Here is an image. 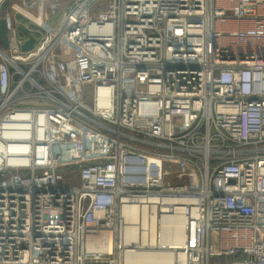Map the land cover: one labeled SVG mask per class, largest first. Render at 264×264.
Segmentation results:
<instances>
[{
  "label": "built area",
  "instance_id": "1",
  "mask_svg": "<svg viewBox=\"0 0 264 264\" xmlns=\"http://www.w3.org/2000/svg\"><path fill=\"white\" fill-rule=\"evenodd\" d=\"M37 4L43 47L0 49V264H264V0Z\"/></svg>",
  "mask_w": 264,
  "mask_h": 264
},
{
  "label": "crops",
  "instance_id": "2",
  "mask_svg": "<svg viewBox=\"0 0 264 264\" xmlns=\"http://www.w3.org/2000/svg\"><path fill=\"white\" fill-rule=\"evenodd\" d=\"M39 0H10L7 2L0 10V31L1 30V25H3V28L6 29V43L4 46L5 47H0V49L7 54H9V48H10V41H11V36L13 32L15 31L17 33V36L19 37L20 40L23 41V44L25 41L28 40L29 38V33L27 30L32 32L31 34L37 39V36L35 34V29L36 25L38 24L36 21L33 19L29 18V16H35L37 14V2ZM17 4L19 5L23 12H17L12 9V5ZM74 8L73 3L71 4H63L60 7L59 12L57 11L56 14L51 15L48 19H45L44 24H58L57 30L54 32H48L46 30V26H43V31L46 37V34L50 36V34L56 33L60 31L63 27L64 24L66 23L67 17L71 10ZM27 14V15H26ZM38 40V39H37ZM2 41V40H0ZM44 41L39 44L38 43L35 45V48L32 52L24 53L21 51L20 54L18 55H12L13 58H15L16 61H24V60H30L33 58L38 51L43 47Z\"/></svg>",
  "mask_w": 264,
  "mask_h": 264
},
{
  "label": "bare ground",
  "instance_id": "3",
  "mask_svg": "<svg viewBox=\"0 0 264 264\" xmlns=\"http://www.w3.org/2000/svg\"><path fill=\"white\" fill-rule=\"evenodd\" d=\"M144 226H146V218L144 217ZM135 222L132 223L135 226ZM133 232L134 227L131 228ZM182 227L180 223V219L178 218H169L164 222L162 231L160 234V240L163 245H168L173 248L178 249L181 246V242L183 241L182 235ZM182 258V255H181ZM128 262L130 263H138V264H171L172 263V255L165 253H155V252H141L135 256H128Z\"/></svg>",
  "mask_w": 264,
  "mask_h": 264
},
{
  "label": "water",
  "instance_id": "4",
  "mask_svg": "<svg viewBox=\"0 0 264 264\" xmlns=\"http://www.w3.org/2000/svg\"><path fill=\"white\" fill-rule=\"evenodd\" d=\"M27 32L29 33V38L21 47V51L24 53L32 52L35 45L38 43V40L31 34V32L29 30H27Z\"/></svg>",
  "mask_w": 264,
  "mask_h": 264
},
{
  "label": "rangeland",
  "instance_id": "5",
  "mask_svg": "<svg viewBox=\"0 0 264 264\" xmlns=\"http://www.w3.org/2000/svg\"><path fill=\"white\" fill-rule=\"evenodd\" d=\"M59 12V11H58ZM43 26H46V30L48 31V32H46V33H49V32H54V31H56L57 30V26H58V24H44ZM63 30V28L60 30V31H62ZM59 32V31H58ZM49 39V36L46 34V42H47V40ZM15 59V58H14ZM25 61V60H24ZM70 177H71V180H70V182L69 183H76L77 182V171L75 170L73 173H71L70 174Z\"/></svg>",
  "mask_w": 264,
  "mask_h": 264
},
{
  "label": "trees",
  "instance_id": "6",
  "mask_svg": "<svg viewBox=\"0 0 264 264\" xmlns=\"http://www.w3.org/2000/svg\"><path fill=\"white\" fill-rule=\"evenodd\" d=\"M1 30L2 31H0V40H2V41H0V47L2 48V47H5L4 45L5 44H7L5 41H6V29L5 28H3V25H1ZM3 49V48H2Z\"/></svg>",
  "mask_w": 264,
  "mask_h": 264
}]
</instances>
